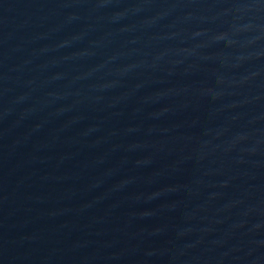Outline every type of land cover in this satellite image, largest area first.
<instances>
[{
  "label": "water",
  "instance_id": "obj_1",
  "mask_svg": "<svg viewBox=\"0 0 264 264\" xmlns=\"http://www.w3.org/2000/svg\"><path fill=\"white\" fill-rule=\"evenodd\" d=\"M0 264H264V0H0Z\"/></svg>",
  "mask_w": 264,
  "mask_h": 264
}]
</instances>
